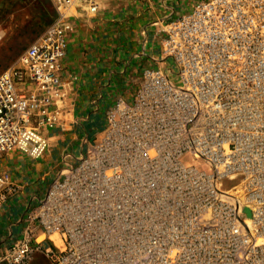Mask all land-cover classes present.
<instances>
[{
  "label": "built area",
  "instance_id": "obj_1",
  "mask_svg": "<svg viewBox=\"0 0 264 264\" xmlns=\"http://www.w3.org/2000/svg\"><path fill=\"white\" fill-rule=\"evenodd\" d=\"M52 1L56 19L0 73V154L48 149L71 17L105 0ZM161 31L162 64L75 162L63 155L20 233L0 237V264L37 250L58 264H264V0H199ZM17 189L0 171V220Z\"/></svg>",
  "mask_w": 264,
  "mask_h": 264
},
{
  "label": "crops",
  "instance_id": "obj_2",
  "mask_svg": "<svg viewBox=\"0 0 264 264\" xmlns=\"http://www.w3.org/2000/svg\"><path fill=\"white\" fill-rule=\"evenodd\" d=\"M199 0H105L98 12H75L62 60L66 109L47 130L50 145L40 157L20 149L0 154V171L18 185L4 205L0 237L11 240L28 209L37 206L69 152L75 162L105 128L106 113L118 98L131 100L143 71L162 64L165 21L191 10ZM1 38V32H0ZM5 67V65H4Z\"/></svg>",
  "mask_w": 264,
  "mask_h": 264
},
{
  "label": "rangeland",
  "instance_id": "obj_3",
  "mask_svg": "<svg viewBox=\"0 0 264 264\" xmlns=\"http://www.w3.org/2000/svg\"><path fill=\"white\" fill-rule=\"evenodd\" d=\"M57 15V7L52 0H0V73L17 60L19 55L56 19ZM172 64L173 62L169 61V65ZM104 133L105 128L99 130L96 138H101ZM183 160L194 159L189 154H185ZM195 163L199 166L202 161L195 160ZM200 166L206 167L205 164ZM236 181L238 180L225 181V185L229 187ZM48 243L51 244L50 241ZM29 264L58 263L53 261L45 251L37 250Z\"/></svg>",
  "mask_w": 264,
  "mask_h": 264
},
{
  "label": "bare ground",
  "instance_id": "obj_4",
  "mask_svg": "<svg viewBox=\"0 0 264 264\" xmlns=\"http://www.w3.org/2000/svg\"><path fill=\"white\" fill-rule=\"evenodd\" d=\"M52 237L55 238V241L58 245L62 244L61 238H60V236H58V234H56L55 236H52Z\"/></svg>",
  "mask_w": 264,
  "mask_h": 264
}]
</instances>
